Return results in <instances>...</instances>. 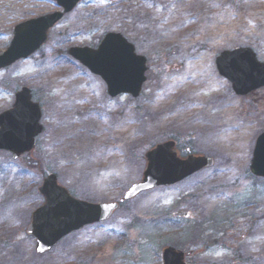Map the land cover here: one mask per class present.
<instances>
[{
    "label": "rangeland",
    "instance_id": "rangeland-1",
    "mask_svg": "<svg viewBox=\"0 0 264 264\" xmlns=\"http://www.w3.org/2000/svg\"><path fill=\"white\" fill-rule=\"evenodd\" d=\"M57 11L49 0H0V55L17 26ZM110 33L147 58L137 99L111 98L102 79L68 55L97 49ZM242 48L264 63V0H88L36 54L0 71V114L25 87L44 126L20 160L0 152V264H162L165 247L191 246L192 218L209 248L193 249L190 264H264V179L250 172L264 133V88L238 97L216 65L221 53ZM167 140L182 157L213 158L214 167L141 194L108 222L36 257L26 228L42 203L34 195L40 168L79 200L115 203L141 181L145 153Z\"/></svg>",
    "mask_w": 264,
    "mask_h": 264
},
{
    "label": "water",
    "instance_id": "water-1",
    "mask_svg": "<svg viewBox=\"0 0 264 264\" xmlns=\"http://www.w3.org/2000/svg\"><path fill=\"white\" fill-rule=\"evenodd\" d=\"M50 1L56 2L63 11L17 26L10 47L0 55V71L39 51L47 41L48 32L87 0ZM68 54L104 81L110 97L130 95L137 99L141 95L149 70L147 59L137 55L135 46L121 34L106 35L97 50L73 47ZM216 64L219 74L232 84L237 96H247L264 88V63L258 60L252 49L223 52ZM41 119V107L33 102L31 91L23 88L16 93L13 107L0 114V151L12 154L14 160L29 154L43 133ZM144 158L146 167L141 182L130 187L120 203L91 204L77 200L59 185L56 175L47 176L38 189L44 202L33 212L26 230L27 235L36 241V254L49 253L70 234L110 220L120 204L132 201L142 193L177 185L215 165L214 159L206 156L181 158L177 143L172 140L155 146ZM250 169L255 177L264 179V133L257 139ZM190 256L191 253L172 247L162 251L163 264H187Z\"/></svg>",
    "mask_w": 264,
    "mask_h": 264
},
{
    "label": "trees",
    "instance_id": "trees-1",
    "mask_svg": "<svg viewBox=\"0 0 264 264\" xmlns=\"http://www.w3.org/2000/svg\"><path fill=\"white\" fill-rule=\"evenodd\" d=\"M40 170L42 171L41 172V178L43 179V178H45L46 177V175H47V171H45L44 169H41L40 168ZM36 191L34 192L35 194V196L36 197H38V194H37V189H35ZM39 198V197H38ZM126 204H128V203H126ZM125 204V205H126ZM124 206V205H123ZM189 222V221H188ZM190 222L191 223H193L194 224V226H189L188 227V229H190V231H191V233H192V235L190 234V236H191V241H192V243H191V246L190 247H188V248H186V246L184 247V245H182V243H179V245L177 244L176 246H172V247H174V248H177V249H179V250H184V249H186L187 251L186 252H189V251H194L193 249H200L201 247H203V246H206L207 248H209V244L208 243H206V241L205 240H207L206 238H204V233H202L201 232V230H200V226H202V224H200L198 221H195V220H193V218L190 220ZM208 224H209V221H208ZM182 229V226H180L179 227V230H181ZM208 232H213V231H208ZM186 233L187 232H185L184 233V235H186ZM189 233V232H188ZM187 233V234H188ZM223 235H225L224 233H223ZM216 238H217V236H216ZM219 239V238H218ZM218 243H219V241H217ZM181 244V245H180ZM171 246V245H170ZM235 252V254L236 255H238V258H239V260H240V255H239V251H234ZM46 256V255H45ZM45 256H42V257H38V258H43V257H45ZM37 257V256H36ZM190 262H191V259H190Z\"/></svg>",
    "mask_w": 264,
    "mask_h": 264
},
{
    "label": "bare ground",
    "instance_id": "bare-ground-1",
    "mask_svg": "<svg viewBox=\"0 0 264 264\" xmlns=\"http://www.w3.org/2000/svg\"><path fill=\"white\" fill-rule=\"evenodd\" d=\"M214 46H216V45H214Z\"/></svg>",
    "mask_w": 264,
    "mask_h": 264
}]
</instances>
